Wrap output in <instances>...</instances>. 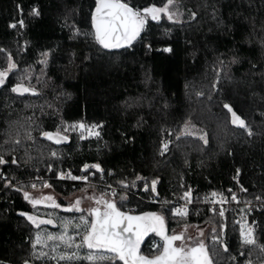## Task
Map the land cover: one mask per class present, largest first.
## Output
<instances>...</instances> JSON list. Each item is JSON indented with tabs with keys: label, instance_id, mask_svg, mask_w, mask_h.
Instances as JSON below:
<instances>
[{
	"label": "trees",
	"instance_id": "obj_1",
	"mask_svg": "<svg viewBox=\"0 0 264 264\" xmlns=\"http://www.w3.org/2000/svg\"><path fill=\"white\" fill-rule=\"evenodd\" d=\"M121 2L141 11L168 5ZM96 4L0 0V71L8 73L0 86V156L7 162L0 165V264H54L34 258L32 247L39 231H57L51 213L93 221L88 212L33 207L24 193L33 184L38 188V179L49 181L61 198L91 189L122 213L162 216L169 232L212 225L204 243L212 264H264V243L244 244L233 215L223 232L221 219L205 208L180 219L163 205L178 202L189 189L195 199L234 193L239 220L264 229V0H173L169 7L178 10V23L162 14L159 22L149 17L140 38L114 52L95 39ZM17 85L31 91L12 92ZM225 104L244 128L231 124ZM75 123L98 126V137L80 140L70 130ZM57 134L66 139L56 143ZM65 171L87 180L57 181ZM110 189L115 195L105 193ZM66 204L59 200V206ZM28 215L53 224L38 229ZM158 245L163 242L149 235L139 254L152 258L162 252ZM87 251L82 248L72 264H88Z\"/></svg>",
	"mask_w": 264,
	"mask_h": 264
},
{
	"label": "snow or ice",
	"instance_id": "obj_2",
	"mask_svg": "<svg viewBox=\"0 0 264 264\" xmlns=\"http://www.w3.org/2000/svg\"><path fill=\"white\" fill-rule=\"evenodd\" d=\"M173 0H168V5L172 4ZM163 14L167 17L168 21L179 22L178 20V10L170 9V7H148L141 11L140 9H134L127 2H121V0H97V7L95 8V14L92 17L93 25L95 27L96 39L104 48H120L125 46H131L132 41H134L140 33L144 30L145 24L150 17L151 20L159 22L160 15ZM32 15H39L38 10L33 9ZM195 14H193L194 16ZM20 27L24 26L23 19L18 21ZM12 28H16L17 24L14 23L10 25ZM46 55V54H45ZM14 64H10L9 68H14ZM8 73L0 71V86H3L7 78ZM11 91L23 95L25 92L31 91L29 88L17 85L11 88ZM33 94L35 92L33 91ZM225 108L233 114V124L238 122V126L244 128V121L240 120L239 117L233 112L232 108L225 104ZM76 126L74 125L73 128ZM97 126H92L88 129V134H93V129ZM81 129V135L84 134L85 126L83 124L79 125ZM250 134V133H249ZM46 139L52 140L53 135L51 133H43ZM99 135V133H95ZM58 138L55 140L56 143H60L62 139ZM206 142V140H205ZM168 145L163 146L164 151L167 150ZM163 154V153H162ZM55 155V153H53ZM7 163L2 156H0V165ZM12 163H16L15 160ZM98 172H102L99 165H93ZM87 171V168H85ZM239 173V169H237ZM4 174L0 173V179H4ZM59 179H71V180H87V177H77L71 175V173L59 175ZM9 180L5 187L10 185ZM36 187V185H32ZM44 187H50L47 183ZM111 187V186H109ZM128 187V185H124ZM148 190L147 188L145 189ZM152 191H155V182L152 185ZM242 192H247V189L241 186ZM231 193L232 190L229 189ZM115 195V193H110ZM190 192H185L184 199L190 202L189 197ZM213 197L217 196V193H212ZM24 197L28 200L33 207L41 203V200L32 199L27 192L24 193ZM123 199V198H122ZM259 199V198H258ZM44 201L51 202L52 207H60L53 201L52 196L43 197ZM232 201L237 200L236 195L233 193L231 196ZM221 203L227 202L226 199H221ZM81 201L76 200L75 204L71 207L64 208L65 212H81L80 208ZM97 204L104 205V211L101 212L100 208L91 209L88 213L90 216H94L95 220L89 223V220L85 216L79 217L81 225L84 227L83 233H77L82 235L81 242L75 244L76 251L68 253L67 251L60 253L59 257L51 256L49 257L47 253L34 252V258H50L68 261L72 264L73 261L81 259L80 250L86 248L88 251L83 256V259L88 261V264H103V262H109V264H116V261H121L123 264H212L209 258L205 246L203 243L198 246H192L185 248L183 244L180 246H173V243L178 240H182V235H171L166 236L163 232L164 219L162 216L152 214L151 216H139L133 217L130 215H125L117 209L114 202L105 200L103 197L96 200ZM250 203V202H249ZM181 213L180 209L176 210ZM186 214V210L183 213ZM220 216L224 215V210L220 209ZM27 220L32 222L36 228H40L41 225H52V219H38L36 216L28 215ZM127 221V224H124ZM133 221H136L134 224ZM146 221H152V223H142ZM61 223H64L63 218H60ZM66 227V225H65ZM79 227V226H78ZM153 231L157 235H160L164 240L163 245H158L157 247H162V252L156 254L154 257L149 258L143 254H139V246L141 243L142 236L145 232ZM251 228L245 231H241V236L243 237L244 244H253L255 239L251 236ZM125 233H130L125 235ZM134 237V238H133ZM60 241L65 249L73 247L74 241L67 237L64 233L60 234H46L41 230L37 233L35 242L32 244L33 249H36L37 245L47 246L46 241ZM59 246V245H58ZM56 248H53V252ZM225 251L227 248L225 247ZM108 253L110 255H105ZM25 264H30L29 261H25Z\"/></svg>",
	"mask_w": 264,
	"mask_h": 264
},
{
	"label": "rangeland",
	"instance_id": "obj_3",
	"mask_svg": "<svg viewBox=\"0 0 264 264\" xmlns=\"http://www.w3.org/2000/svg\"><path fill=\"white\" fill-rule=\"evenodd\" d=\"M165 7H169V5H166ZM81 124H83V123H75V124L70 126V130L72 132L76 133L79 136L80 140H90V139H95V138L98 137L97 135H95V133L98 132V126L93 129V134L89 135L87 130L92 128V126L85 125V124H83L85 126V129H84V134L82 136L81 135V129L79 128V125H81ZM74 125L76 126L75 128H73ZM60 173H63V172L57 173L56 179H57V181H64V180H59L58 179ZM81 177H83V176H81ZM36 181H37V179H36ZM81 181H83V180H81ZM38 183H40L38 188L34 187V188H32V190L30 192H27L32 199L41 200V203L35 206L36 209H58L60 211H64L63 210L64 208L73 206L75 204L76 200L79 199L81 201V203H80L81 212H74V213H77V214L82 213V212H88L89 213V211L91 209H94V208H100L101 212H103L104 211V205L103 204H97L96 200L100 199L101 197H103L105 200H108V198L98 195L97 193H95L91 189L85 190V191L76 192V193H74V194H72V195H70L68 197L61 198V196H59L58 194L54 193L53 190L50 187H44V184L45 183L48 184L49 181L46 182L44 179H38ZM111 191H112V189L108 190L105 193L110 194ZM185 192H190L191 193V196L189 197L190 202L186 201L183 198ZM185 192L183 193L181 199L178 202H175V203H172V204H168L167 202L163 203V205H165L166 207H168L170 209V214H171L172 217L183 219V218H186L187 215L192 210H194L195 212L200 211V210L202 211V210H204V208L206 210H208L209 204L212 202V200H214L212 194L204 195V196L200 197L199 199H195L192 189H189V190H187ZM217 194H221V193H217ZM221 195H223V194H221ZM45 196H52L53 197V201L56 204H59V200H61V199L63 201H65V203H67V204L64 207H61V206L60 207H52L51 206V202H47V201L43 200V197H45ZM109 196H111V194ZM109 196H107V197H109ZM231 196L232 195L225 196V197H227L229 199V197H231ZM108 201H110V200H108ZM177 209H180L181 213H183L184 210H186V214L178 213L176 211ZM51 215H53L54 219H56L58 221V229H57V231H54L53 233L52 232H48L46 230H43V232L46 233V234H53V235L64 233L67 237L71 238L74 241V244H73V248L74 249L71 252H68L67 250H65V251H67L68 253L75 252L76 251L75 244H77L78 240H80V238L82 237V235L80 236V235L77 234L76 229H80L81 228V232H79V233H83V231H84V227L81 225L80 220L79 221L78 220L74 221V220H72L73 218L72 219H68V218L64 217L63 218L64 223H61V222H59L60 221V217L56 215V212L51 213ZM215 216H217L218 218L221 219V221H222V231L224 232L225 229H226V223H227V220H228L229 216L228 215H223V216L215 215ZM48 217H51V216H48ZM234 222L238 223L239 226H240V235H241V231L242 230L247 233V229L251 228V230H252L251 231V236L255 239V243H264V229L261 230L259 225H255L252 221L250 222V220H248V219H246L244 222H242L238 218V219H235ZM65 225H66V227H65ZM212 232H214V226H212V225H207V224L206 225H200V226L186 225V226H183V227H181L179 229L174 230L172 235H174V234L175 235H182L183 243L187 242V244H186L187 247H192V246H198L201 243L204 244L208 234H212ZM36 235H35V238H34V242H35V239H36ZM241 238L243 240L242 236H241ZM210 241L216 242L217 239H215L213 236H211V240ZM180 243L175 241L174 245L175 246H180L181 245ZM46 244H47V246L37 245V247L35 249V252L47 253V251H48V252H50L48 254L49 257L56 256L57 258L59 257L60 253L65 252L64 251L65 247L58 240L46 241ZM53 248H56L55 252H53ZM81 250H80V252H81ZM52 261L54 262V264H63L64 263V260H59L58 261V259H52Z\"/></svg>",
	"mask_w": 264,
	"mask_h": 264
},
{
	"label": "built area",
	"instance_id": "obj_4",
	"mask_svg": "<svg viewBox=\"0 0 264 264\" xmlns=\"http://www.w3.org/2000/svg\"><path fill=\"white\" fill-rule=\"evenodd\" d=\"M68 173H71L70 171H65V172H63V174H68ZM61 174V173H60ZM71 175H72V173H71ZM81 177V176H80ZM58 179H59V177H58ZM59 180H61V179H59ZM64 181H70L71 179H63ZM74 181H79V182H81V180H74ZM83 181H85V180H83ZM82 181V182H83ZM236 181V180H235ZM237 182V181H236ZM147 187L146 186H144L143 187V189L145 190ZM226 199L227 200V202H225V203H221L220 201H221V199ZM213 199L214 200H212V202L209 204V206H208V211H209V213H211V214H214V215H219L218 213H219V210L220 209H223L224 210V215H228V216H230V215H233L234 216V218L235 219H238V217H239V214L236 212V210H235V208L237 207V205L239 204V203H236L235 201H232L231 200V197H229V199L227 198V197H225L224 195H221V194H217V196L216 197H213ZM238 200V199H237ZM239 201V200H238ZM257 201V203H258V206H260V204H261V202H260V200H256ZM213 203V204H212ZM245 207H247L248 208V211H249V214L252 212V206H251V204H249V203H246L245 204Z\"/></svg>",
	"mask_w": 264,
	"mask_h": 264
},
{
	"label": "water",
	"instance_id": "obj_5",
	"mask_svg": "<svg viewBox=\"0 0 264 264\" xmlns=\"http://www.w3.org/2000/svg\"><path fill=\"white\" fill-rule=\"evenodd\" d=\"M96 7H97V4H96ZM95 7V8H96ZM95 14V9H94V11H93V13H92V17H93V15ZM92 27H93V31H94V35H95V39H96V34H95V27H94V25H93V20H92ZM141 34H142V32L140 33V35L134 40V41H132V43H131V46L140 38V36H141ZM96 41H97V43H98V45H99V47L101 48V49H103L104 51H107V52H114V51H120V50H123V49H127V48H130L131 46H125V47H120V48H104L100 43H99V41L96 39ZM228 110V109H227ZM228 113H229V115H230V121H231V124L234 126V127H239L238 126V122L236 123V124H233V114H232V112H229L228 111ZM237 116V115H236ZM238 117V116H237ZM239 128H241V127H239ZM125 215H129V214H127V213H124ZM130 216H132V215H130ZM133 217H136V216H133ZM95 218H93V220H94ZM128 222L127 221H124V224H127ZM133 223L135 224L136 223V221H133ZM130 233H125V235H129ZM147 237H148V235L147 234H143V236H142V239H141V243H140V246H139V251H140V249H141V247H142V245L144 244V242H145V240L147 239ZM134 238V237H133Z\"/></svg>",
	"mask_w": 264,
	"mask_h": 264
},
{
	"label": "flooded vegetation",
	"instance_id": "obj_6",
	"mask_svg": "<svg viewBox=\"0 0 264 264\" xmlns=\"http://www.w3.org/2000/svg\"><path fill=\"white\" fill-rule=\"evenodd\" d=\"M28 201V200H27ZM147 216H149V215H147ZM93 218H95L94 216H93ZM152 223V221H147V222H142V223ZM163 232H164V235H166V236H171L172 234H173V232H174V230L173 231H171V232H169V231H167V229L165 228V225H164V223H163ZM144 234H147L148 236L149 235H156V237L157 238H159V240L161 241V242H163L164 243V240L162 239V237L160 236V235H157L155 232H153V231H148V232H145ZM176 242H178V243H180V244H185L184 246H185V248H189V247H187V242H184L183 243V241L182 240H178V241H176ZM175 242L173 243V246L174 247H176L175 245Z\"/></svg>",
	"mask_w": 264,
	"mask_h": 264
}]
</instances>
